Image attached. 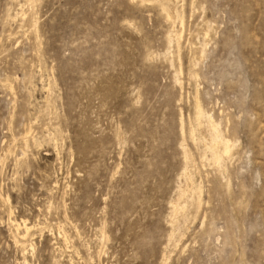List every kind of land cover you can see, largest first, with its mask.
Returning a JSON list of instances; mask_svg holds the SVG:
<instances>
[{
  "label": "rangeland",
  "instance_id": "1",
  "mask_svg": "<svg viewBox=\"0 0 264 264\" xmlns=\"http://www.w3.org/2000/svg\"><path fill=\"white\" fill-rule=\"evenodd\" d=\"M0 264H264V0H0Z\"/></svg>",
  "mask_w": 264,
  "mask_h": 264
},
{
  "label": "bare ground",
  "instance_id": "2",
  "mask_svg": "<svg viewBox=\"0 0 264 264\" xmlns=\"http://www.w3.org/2000/svg\"><path fill=\"white\" fill-rule=\"evenodd\" d=\"M164 13H166V12H164ZM167 13H168V12H167ZM167 15H169V14H167ZM167 15H166V16H167ZM167 19H169V18H167ZM169 20H170V19H169ZM23 224H24L23 226H25V228H26L27 230L30 228V227L25 223V221H23ZM15 226L17 227V225H15ZM18 226H20L19 223H18ZM19 229H20V228H19ZM16 230H18V229H16ZM16 232H17V231H16ZM20 238H22V237H20Z\"/></svg>",
  "mask_w": 264,
  "mask_h": 264
}]
</instances>
